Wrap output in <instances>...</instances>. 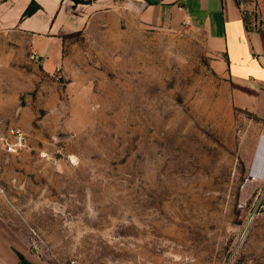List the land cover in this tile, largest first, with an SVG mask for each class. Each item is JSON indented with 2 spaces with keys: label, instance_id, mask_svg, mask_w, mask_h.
<instances>
[{
  "label": "rangeland",
  "instance_id": "obj_1",
  "mask_svg": "<svg viewBox=\"0 0 264 264\" xmlns=\"http://www.w3.org/2000/svg\"><path fill=\"white\" fill-rule=\"evenodd\" d=\"M217 61L204 33L124 29L87 57L86 106L55 71L25 147L0 158L1 222L30 257L264 264V89H235Z\"/></svg>",
  "mask_w": 264,
  "mask_h": 264
},
{
  "label": "crops",
  "instance_id": "obj_2",
  "mask_svg": "<svg viewBox=\"0 0 264 264\" xmlns=\"http://www.w3.org/2000/svg\"><path fill=\"white\" fill-rule=\"evenodd\" d=\"M33 2L38 11L24 17ZM256 9L264 24V0L249 5L243 0H97L78 5L72 0H0V158L9 154L5 144L16 141L11 133L21 131L26 141V122L36 115L33 106L41 110L44 93L52 85L57 89L52 79L57 69L72 78L70 99L86 106L87 57L105 53L108 39L121 37L124 29L204 33L218 68L235 89H264V28L254 24ZM33 52L39 64L30 60ZM235 96L251 102L237 107L242 113L254 112L255 98L245 92ZM50 98L56 100L58 93L51 92ZM257 106L255 112L264 118L263 95ZM78 114L86 120V111L73 112ZM58 115L52 113L53 120ZM1 218L0 264H41L26 253L23 234L8 230Z\"/></svg>",
  "mask_w": 264,
  "mask_h": 264
},
{
  "label": "built area",
  "instance_id": "obj_3",
  "mask_svg": "<svg viewBox=\"0 0 264 264\" xmlns=\"http://www.w3.org/2000/svg\"><path fill=\"white\" fill-rule=\"evenodd\" d=\"M254 24L258 28H264V24L259 17L254 19ZM29 58L34 63L39 64L41 62L40 57L35 52L31 53ZM57 72H61V70L58 69ZM60 77L61 76H59L58 78H60ZM12 134L16 137V141L14 143H6L5 144L6 145V151L8 153L17 154V153H19V151L21 149H23L25 147V138H24V135L21 131H16V132H13ZM2 193H4V189L0 185V194H2ZM67 264H81V263L74 260V261H70Z\"/></svg>",
  "mask_w": 264,
  "mask_h": 264
},
{
  "label": "trees",
  "instance_id": "obj_4",
  "mask_svg": "<svg viewBox=\"0 0 264 264\" xmlns=\"http://www.w3.org/2000/svg\"><path fill=\"white\" fill-rule=\"evenodd\" d=\"M76 5L78 4H92L96 2L97 0H72ZM39 9V6L36 3H32L29 8L26 10L24 17L31 16L34 13H36Z\"/></svg>",
  "mask_w": 264,
  "mask_h": 264
},
{
  "label": "bare ground",
  "instance_id": "obj_5",
  "mask_svg": "<svg viewBox=\"0 0 264 264\" xmlns=\"http://www.w3.org/2000/svg\"><path fill=\"white\" fill-rule=\"evenodd\" d=\"M253 177H254V179H256V180H259V179H262V177L260 176V174H258L257 172H254L253 173Z\"/></svg>",
  "mask_w": 264,
  "mask_h": 264
}]
</instances>
